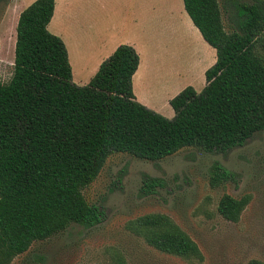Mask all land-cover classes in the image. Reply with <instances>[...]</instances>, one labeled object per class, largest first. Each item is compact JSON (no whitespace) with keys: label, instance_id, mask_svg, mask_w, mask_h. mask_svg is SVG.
I'll return each mask as SVG.
<instances>
[{"label":"trees","instance_id":"trees-1","mask_svg":"<svg viewBox=\"0 0 264 264\" xmlns=\"http://www.w3.org/2000/svg\"><path fill=\"white\" fill-rule=\"evenodd\" d=\"M183 2L217 62L201 92L189 86L171 100L172 119L137 101L140 57L133 46H119L88 85L78 86L65 43L48 29L56 0H36L20 14L14 74L0 80V264L72 224H101L104 210L89 204L83 189L111 155L156 162L188 147L227 151L264 131V0L227 9L230 32L220 0ZM213 177L219 184L233 173L218 165ZM249 201L224 195L218 212L238 222ZM128 228L162 253L202 258L167 215H143Z\"/></svg>","mask_w":264,"mask_h":264},{"label":"rangeland","instance_id":"rangeland-1","mask_svg":"<svg viewBox=\"0 0 264 264\" xmlns=\"http://www.w3.org/2000/svg\"><path fill=\"white\" fill-rule=\"evenodd\" d=\"M29 0H0V80L14 74L16 27ZM252 0H220L225 29L233 25L226 13ZM175 32V27L171 29ZM170 31V32H171ZM167 32V30H166ZM177 32V30H176ZM218 165L233 173L213 183ZM155 181L154 188H145ZM89 204L105 212L92 228L72 224L65 231L14 258L11 264H264V131L243 146L208 152L188 147L160 161L126 153L111 155L97 179L83 189ZM224 195L249 198L238 222L224 219L218 204ZM164 214L199 246L201 259L162 253L129 230L138 217Z\"/></svg>","mask_w":264,"mask_h":264},{"label":"crops","instance_id":"crops-1","mask_svg":"<svg viewBox=\"0 0 264 264\" xmlns=\"http://www.w3.org/2000/svg\"><path fill=\"white\" fill-rule=\"evenodd\" d=\"M48 29L65 43L78 86L88 85L119 46H133L137 101L168 119L175 117L171 100L189 86L201 92L217 62L183 0H56Z\"/></svg>","mask_w":264,"mask_h":264}]
</instances>
